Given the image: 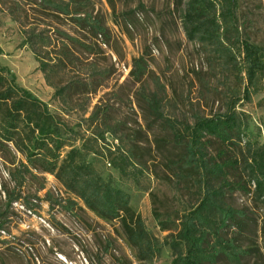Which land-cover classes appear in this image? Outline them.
<instances>
[{
  "label": "rangeland",
  "instance_id": "obj_1",
  "mask_svg": "<svg viewBox=\"0 0 264 264\" xmlns=\"http://www.w3.org/2000/svg\"><path fill=\"white\" fill-rule=\"evenodd\" d=\"M67 1V0H64ZM87 10L102 21L107 36L79 30L69 18L48 17L27 1L0 0V64L16 76L17 83L32 91L58 115L72 137L95 144V133L103 130L90 114L108 107L115 133L100 142L102 155L96 168L131 196V204L161 241L179 229V218L198 202L196 188L175 175L174 141L170 130L154 119L148 105L160 92L161 112L172 120L193 122L197 115L212 116L223 109L221 83L211 70L200 46L190 41L183 24L187 0H86ZM24 25L40 24L54 35L56 28L87 43H97V56L72 51L84 67L96 62L108 70L103 84L88 98L65 102L54 97L39 63L28 46L20 47L24 28L13 19L12 10ZM237 24L245 38L264 46V0H238ZM144 57L147 72L141 81L131 75L134 61ZM83 74L86 71L79 69ZM74 74V73H72ZM234 82H232L233 84ZM219 88V90H216ZM249 125L250 137L264 143V90L238 104ZM133 149L136 161L122 176L113 168L109 149ZM21 162L13 148L0 152V264H139L119 220H104L69 193L52 174ZM228 201L252 213L261 223L264 209L251 196L236 192ZM156 214L160 215L163 230ZM258 258L264 264V248L257 235ZM258 240V241H257ZM173 254L164 245L153 264H173ZM255 257L251 258L253 262Z\"/></svg>",
  "mask_w": 264,
  "mask_h": 264
},
{
  "label": "trees",
  "instance_id": "obj_2",
  "mask_svg": "<svg viewBox=\"0 0 264 264\" xmlns=\"http://www.w3.org/2000/svg\"><path fill=\"white\" fill-rule=\"evenodd\" d=\"M17 1H27L48 17L69 18L79 30L96 36L108 34L102 21L88 12L86 0ZM19 5L12 15L24 28L20 47L31 49L46 82L54 88V97L69 102L95 94L108 70L96 62L85 68L72 49L97 56V43L84 42L59 28L54 37L40 24L26 27L21 16H16ZM237 6L238 0H187L183 14L188 39L200 46L211 74L221 83L222 88L216 90L223 109L212 116L197 115L193 122H181L161 112L159 91L148 99L154 119L173 136L175 152L170 163L175 175L190 181L199 196L197 204L179 218L177 232L165 241L147 229L132 207L130 194L105 177L94 158L90 159L102 155L99 143L105 144L106 134H114L118 127L112 123L108 107L90 114L104 128L95 133V144L84 140L77 145L79 138L72 137L47 103L20 86L15 74L0 64V152L13 148L24 157L21 165L28 172L35 169L54 175L100 218L119 220L139 264H153L164 245L172 251L173 264H263L253 237L257 235L264 248V218L259 223L248 210L228 201L230 195L240 192L264 209V143L251 139L249 125L238 110L242 100L251 101L264 90V46L244 37L237 24ZM82 68L86 73L79 70ZM146 72L145 58L135 60L134 79L141 81ZM115 139L119 144L115 151L109 149V161L127 176L128 164L136 156L133 149L120 147L121 138ZM156 217L162 229L168 230L160 215Z\"/></svg>",
  "mask_w": 264,
  "mask_h": 264
}]
</instances>
